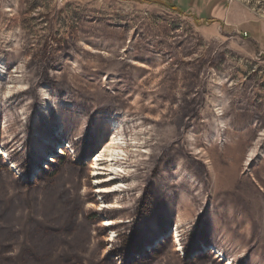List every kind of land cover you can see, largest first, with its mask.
Listing matches in <instances>:
<instances>
[{"label":"rangeland","instance_id":"374dc122","mask_svg":"<svg viewBox=\"0 0 264 264\" xmlns=\"http://www.w3.org/2000/svg\"><path fill=\"white\" fill-rule=\"evenodd\" d=\"M37 95L46 100L34 107L53 116L42 122L58 128L41 138L34 123L28 145L44 153L34 162L29 151L23 173L1 148ZM87 129L103 143L79 162L72 143ZM112 138L124 154L114 183L99 185L114 172L93 157ZM0 154V264H119L113 253L138 242L147 254L158 244L147 264H215L213 244L228 255L214 252L220 264H264V0H0ZM152 184L172 212L162 235L149 209L137 217ZM120 206L130 223L110 230L117 222L97 211ZM195 235L210 242L188 257ZM122 252L123 264H142Z\"/></svg>","mask_w":264,"mask_h":264},{"label":"trees","instance_id":"16d2710c","mask_svg":"<svg viewBox=\"0 0 264 264\" xmlns=\"http://www.w3.org/2000/svg\"><path fill=\"white\" fill-rule=\"evenodd\" d=\"M41 84H42V81H41V83L40 82L37 83V85H40V86H41ZM16 96H17V94H16ZM16 96L14 94L10 98L4 100L2 102L3 103L2 106H4V104L7 105L6 107L8 109L13 107V103L16 100ZM35 97H34L33 103H31L32 101H29L30 102L29 104H30V106L33 109L31 108L32 111L30 113H27L24 116V118L21 119V122L23 123V124H21V128L14 129L12 131V133L8 132L10 137H12V147L11 148L8 147V152L6 151L7 149L5 150L4 148H1V149H3L4 152L6 151V154L10 153L9 154V158L11 157L12 159L15 158V159L18 160L17 161L18 164H15L14 162L13 163L11 162L10 164H12L16 168L17 171L19 170V171H22L23 173H26V171H27V169L25 170V168H26V162H28L27 153L29 151L34 154V156H33V158H34L33 161L34 162H35V159L39 158L40 155L41 154L43 155V153H44V149H43L44 146H41L40 141H38V143L36 141L32 142L30 147L28 145L29 141H30V143L32 141L31 138L29 137L30 136L29 132H30L31 127L34 125V123L37 126L40 125L39 126L40 131H38V134H39V136L41 138L42 137H46V136L48 137V135H50V133L53 136L54 132H56L57 128H58V127L55 126L56 123L54 124L53 121L46 123L47 121H51L53 116L49 117V118L46 117L47 120H45V113L42 110L38 111V109L36 107H34V105L36 103H40L41 104V100H46V99H44V97H42V96L40 97L38 95L35 96ZM57 107L58 106H56V108ZM71 111H72V107L69 110H60L59 116L65 117V116L71 114ZM34 114H35L36 118L38 117L37 118L38 122H36V120H34V121L31 120V118L33 117ZM66 118H65V120H63V122L66 121L65 125L63 126V133H64L63 136H64L65 140L71 142V138H70L69 133H70V129L72 127V121H70L71 120L70 117H68V119H66ZM42 121H46V122H42ZM99 125H101L100 128H102V126L103 127H108V126H104V124H100V123H99ZM50 129H52V130H50ZM77 130H76V134L75 135H78V136L73 139L75 142L72 143V148H74V152L76 153L75 157H76L77 161L81 162V160L83 158L87 157L89 154H92L94 151H96L97 148L102 146L103 135H102V131L98 132V130L97 131L96 130H92V132H90V129H87L86 131H84L82 133H79V134H78ZM73 132L71 134H73ZM43 134H46V136H44ZM6 147H7V145H6ZM33 148L35 149V151L33 150ZM72 148H70L69 150H72ZM18 150L19 151L22 150V152H23L22 154L19 155V157L16 156V154H17L16 151H18ZM60 154H62V153H60ZM7 157H8V155H7ZM56 158H57V162H58L59 159H62L61 156H58ZM1 162L2 161H1V157H0V164H1ZM46 162H48V161H46ZM50 162L54 163V161H50ZM81 165H84V164L82 163ZM2 168H3L2 165H0V173H1V171H4V170L6 172H8L6 168L4 170H1ZM31 173H33L32 170H31ZM30 176L31 175L24 176V179L26 180ZM143 197H144L143 198L144 199L143 200L144 201L143 209H145V210L144 211L140 210L139 211V216H137V217L138 218L139 217L140 218L141 217H145L146 209H149V214L153 213V215H155V219L156 218L158 219L157 220L158 223H160V222L164 223V224L160 223L161 225L157 226V229H159V230L156 233H159L160 235H162L167 229H170V227L172 226V223H171L172 222V214H171L172 212H168L166 207L162 208L163 200H165V203H166L167 202V197L165 195L163 197L162 193L160 192V189H158V187L156 185H153V184L150 185L149 188L147 189V191L144 192V196ZM102 198H103L104 202H107V200L111 199V196L104 195ZM107 203L109 204V202H107ZM166 206L169 207L167 204H166ZM126 211H127L126 207L120 206L118 209H104V210L97 211V212L102 214L103 216H106L107 217L106 220H108L110 222H117L114 225H111L109 227L110 230L111 229H116V230H119V231L121 230L122 231V230L125 229V225H128L130 223L128 221H123L124 220L123 216L125 215ZM134 211H135V208L133 209L132 213ZM168 213H170V214H168ZM149 214H147V216ZM142 215H144V216H142ZM203 218H205V216H203L202 219ZM153 222L155 223V220H153ZM206 226L208 228V226H209L208 222L206 223ZM102 228H104V227H102ZM149 229L151 230V227H149ZM204 229L206 230L205 227H204ZM205 230H204V233H205ZM135 233H138V231L135 232ZM143 238L144 239L141 238L142 239L141 241L147 240L148 237L146 236V237H143ZM170 238H172V235L170 236ZM151 240L149 242H152ZM192 240H193V241H191L192 248H189L188 247L189 245H187L186 247H182L184 249V253L188 257H189V255H191V257H192V256H195V255H199V254H201L203 252V251H198L199 250L198 245L200 244L201 241L204 242L207 246L209 245L208 243L210 242V240L207 237H204L203 235H200V236H196L195 235ZM164 242L165 241L158 242L160 247H161V245ZM138 243L135 244L134 246L132 244H129V245H127V247L125 246L126 248L125 247L121 248V251H116V252L113 253L114 255H116V257H119V260L121 259V262L119 264H121L126 259V258H124V257H126V255H125L124 252H122V249H124V251H129V252H135V251L137 252L138 251L139 255H140V259H139L138 263H142V264H147L153 258L156 257V255H157L156 252H158V250H159L158 244L157 245H151V246H153V247H151L153 250H151L150 253L147 254L144 251V248L142 247L144 245V243H141V245H140V243L139 244ZM213 245H211L210 248L211 249L213 248L217 252H219L221 254V256H222L224 261L225 260L229 261V259H226L228 257L226 252L225 253L220 252L216 247H214L215 245L214 246ZM195 247H196V249L193 250ZM207 250H210V249H207ZM207 255H208V257H210V256L212 257V260L214 261L215 264H220L222 262V261H220L219 258L215 257L214 252L210 251V253H206V256Z\"/></svg>","mask_w":264,"mask_h":264},{"label":"bare ground","instance_id":"6f19581e","mask_svg":"<svg viewBox=\"0 0 264 264\" xmlns=\"http://www.w3.org/2000/svg\"><path fill=\"white\" fill-rule=\"evenodd\" d=\"M121 143H120V139L118 138H112L110 140V142L102 148V151L100 153H98L96 156L93 157V165L95 166V169L98 170L99 172H116L118 173L119 170H113V162L118 159V156L121 155V153L124 154V151H121L120 149H118L119 147H121ZM70 151V150H69ZM3 153V155H7L6 153L4 154V152L2 151L1 154ZM62 153V152H60ZM122 154V156H123ZM5 158V156H4ZM119 161V159H118ZM117 161V162H118ZM117 162H115V167L118 164ZM117 168V167H116ZM119 169V168H118ZM15 170V169H14ZM113 170V171H112ZM110 173V178L105 179L103 182L101 181L100 183H98L99 185H102L104 182H107L109 185H112L114 183V175L116 173ZM97 174V172L95 173ZM94 174V175H95ZM102 175V174H97V176ZM122 186L118 185V186H113V187H97L98 192L104 193L107 191L110 192H118L120 190ZM106 224H110V222L106 221ZM180 246V245H179ZM180 248V247H179ZM212 251L216 252L215 249H212ZM218 256H220V253L217 252Z\"/></svg>","mask_w":264,"mask_h":264},{"label":"clouds","instance_id":"9594fccd","mask_svg":"<svg viewBox=\"0 0 264 264\" xmlns=\"http://www.w3.org/2000/svg\"><path fill=\"white\" fill-rule=\"evenodd\" d=\"M213 94L216 95V96H221L223 95L222 92L218 89V88H214L213 89ZM210 103L213 104V111L216 113L217 116H220L222 115L223 111H224V108L223 106H220V105H217L215 104V102L211 101L210 100ZM214 123L220 128V129H223L227 126V122L226 121H223V120H216L214 121Z\"/></svg>","mask_w":264,"mask_h":264},{"label":"built area","instance_id":"2783aa9c","mask_svg":"<svg viewBox=\"0 0 264 264\" xmlns=\"http://www.w3.org/2000/svg\"><path fill=\"white\" fill-rule=\"evenodd\" d=\"M1 156V155H0Z\"/></svg>","mask_w":264,"mask_h":264}]
</instances>
